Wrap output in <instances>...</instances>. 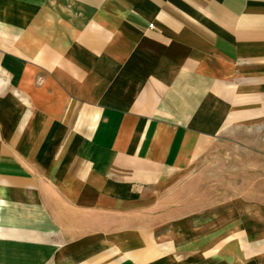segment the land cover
Wrapping results in <instances>:
<instances>
[{"label":"crops","instance_id":"crops-1","mask_svg":"<svg viewBox=\"0 0 264 264\" xmlns=\"http://www.w3.org/2000/svg\"><path fill=\"white\" fill-rule=\"evenodd\" d=\"M0 264H264V0H0Z\"/></svg>","mask_w":264,"mask_h":264},{"label":"rangeland","instance_id":"rangeland-1","mask_svg":"<svg viewBox=\"0 0 264 264\" xmlns=\"http://www.w3.org/2000/svg\"><path fill=\"white\" fill-rule=\"evenodd\" d=\"M225 148H229V146L218 148L217 153L209 160L215 163L214 166L208 168V165H206V168H203L200 172L201 193L204 194L205 200L209 201V197L213 195L216 196L217 200L222 199L224 193H230L233 189L235 190L234 193L241 192V163L251 159L248 155L241 154L240 151L233 152L232 156L227 157L225 153H220ZM246 171L245 169V178L249 179ZM174 221L171 225L176 224V220Z\"/></svg>","mask_w":264,"mask_h":264},{"label":"built area","instance_id":"built-area-1","mask_svg":"<svg viewBox=\"0 0 264 264\" xmlns=\"http://www.w3.org/2000/svg\"><path fill=\"white\" fill-rule=\"evenodd\" d=\"M150 28H153V25H151Z\"/></svg>","mask_w":264,"mask_h":264},{"label":"bare ground","instance_id":"bare-ground-1","mask_svg":"<svg viewBox=\"0 0 264 264\" xmlns=\"http://www.w3.org/2000/svg\"><path fill=\"white\" fill-rule=\"evenodd\" d=\"M42 252V251H41ZM29 254V253H28Z\"/></svg>","mask_w":264,"mask_h":264}]
</instances>
